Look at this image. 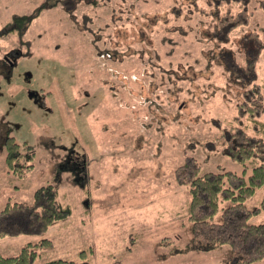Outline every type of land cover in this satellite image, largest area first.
<instances>
[{"label":"rangeland","instance_id":"rangeland-1","mask_svg":"<svg viewBox=\"0 0 264 264\" xmlns=\"http://www.w3.org/2000/svg\"><path fill=\"white\" fill-rule=\"evenodd\" d=\"M241 10L242 23L220 25ZM13 46L22 54L0 76V125L34 154L18 174L0 148V208L51 184L69 212L38 233L0 237V253L30 243L31 264L80 260L81 250L91 264H264L226 263V244L197 250L189 187L175 175L188 156L202 171L242 173L224 136L253 132L242 105L264 88V0H0V54ZM71 151L85 158L80 176L60 164ZM263 194L264 184L245 203Z\"/></svg>","mask_w":264,"mask_h":264},{"label":"trees","instance_id":"trees-1","mask_svg":"<svg viewBox=\"0 0 264 264\" xmlns=\"http://www.w3.org/2000/svg\"><path fill=\"white\" fill-rule=\"evenodd\" d=\"M37 13L35 10L14 16L2 33L24 27ZM243 14L245 10L235 16L226 11L219 19L220 25L232 22L235 26L242 23L238 16ZM253 59L250 61L249 57L246 58V71L253 68ZM247 96L242 109L254 112L248 116L253 132H248L243 125L229 130L224 136L230 156L243 165L242 173L238 174L229 169L202 171L195 158L188 156L177 167L175 174L179 183L189 187L187 213L192 226V245L203 251L222 244L228 245L226 263H253L264 259V221H250L251 216L264 209V194L257 207L249 208L245 203L264 184V118H255L256 114L257 117L261 115L264 108V88ZM0 148L4 150L3 159L9 172L18 173L33 165L34 151L27 144L18 142L14 136L0 134ZM248 168L249 173L246 175ZM68 212V207L57 202L55 190L48 184L35 191L32 203L8 201L0 208V237L38 233L53 221L66 217ZM45 243L49 241L43 239L40 242ZM34 245H24L13 255L0 253V264H31L37 255ZM83 251H80V260L60 257L42 264H91Z\"/></svg>","mask_w":264,"mask_h":264},{"label":"flooded vegetation","instance_id":"flooded-vegetation-1","mask_svg":"<svg viewBox=\"0 0 264 264\" xmlns=\"http://www.w3.org/2000/svg\"><path fill=\"white\" fill-rule=\"evenodd\" d=\"M63 1H65V0H63ZM21 54H22L21 50L17 47H14V46L8 50L3 51L0 54V76L2 77L1 79L8 80L10 78V76L12 74L13 67L16 64V60L19 56H21ZM109 58H110V55H109ZM32 92L33 91L28 89V93L32 94ZM42 98H44L43 95H42ZM35 102L37 103L35 106L38 105L40 107L43 103V99H41V98L35 99L33 101V103H35ZM0 134L14 136L10 132V127L7 124V122L0 125ZM46 144L51 145V143H49V142ZM52 145H54V144L52 143ZM63 147H66V146H63ZM72 154L73 153L71 151L68 154V156L60 157L62 160L60 164L63 165L64 167L66 166L67 168L72 169V171H75V173H77V175L80 176V173L85 168V158L79 157L78 155H75V157L69 158L70 156H73Z\"/></svg>","mask_w":264,"mask_h":264}]
</instances>
